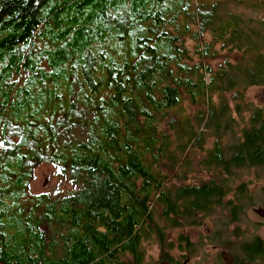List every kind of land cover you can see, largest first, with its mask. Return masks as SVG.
Instances as JSON below:
<instances>
[{"label": "trees", "instance_id": "trees-1", "mask_svg": "<svg viewBox=\"0 0 264 264\" xmlns=\"http://www.w3.org/2000/svg\"><path fill=\"white\" fill-rule=\"evenodd\" d=\"M223 2L0 0V264H144L154 237L160 264L172 263L168 227L227 211L240 221L241 197L253 204L247 185L233 201L224 182L184 172L174 184L164 171L205 142L181 119L186 98L205 105L197 119L215 136L202 168L223 177L264 168V102L236 136L225 95L234 91L240 112L248 89L264 87V16L221 14ZM218 50L239 59L214 70ZM45 161L80 186L57 200L30 194ZM246 264H264L258 244H246Z\"/></svg>", "mask_w": 264, "mask_h": 264}, {"label": "rangeland", "instance_id": "rangeland-1", "mask_svg": "<svg viewBox=\"0 0 264 264\" xmlns=\"http://www.w3.org/2000/svg\"><path fill=\"white\" fill-rule=\"evenodd\" d=\"M221 1L222 0H219V5L221 4ZM222 4L223 6L220 9L221 14H235L240 16L245 22L248 18L260 19L264 16V9L259 7L251 9V3L243 6L237 5V3L232 0H224ZM186 44L195 60V49L197 44L191 39H188ZM216 47L220 49L219 45ZM238 59L239 54L236 51L231 53L228 50H218L213 52V57H210L208 62L214 70H217V68L226 60L236 62ZM16 94L17 91L13 92V95ZM225 95L227 96L228 103L231 106L230 120L234 127L235 135L241 136L242 130L249 126L252 111L257 107H260L264 102V87H253L248 89L244 102H242V106L239 109L240 112L236 109L234 91L225 93ZM213 101L215 103L219 102V96L217 94L213 95ZM182 110L183 116L181 119L185 120L183 118H188L189 124L193 129L188 125L186 128L191 131L195 130L196 132H204L205 142L202 149L195 148L189 156L184 157L179 155L178 158L175 159L176 165L167 163V169H164V171H166L171 179L174 180V184H182L179 175L184 172H186V179L191 182H204L210 179L224 182L227 184L228 188L232 189L228 199H233V201H236L234 197L237 194L236 192L239 187L241 185H247L253 196V204L246 206V199L241 197L242 201H244V206L243 213L238 214V218L240 219L239 222L231 221V214L227 211L223 214H215L212 218L207 220V223L204 226H188L186 230H183L184 227H181L182 230L181 228L171 229L168 227V229L165 230V245L169 243V246L172 245L177 248L179 246L178 237L180 234L189 236L191 241L194 243H197V241L199 242L200 240L205 243L204 239L212 236L215 230H218L220 236L224 239V242H228L230 244L231 242H238L236 247H239V245L243 242L250 241V239L255 235H259L264 238V220L255 212V210L264 207V168L246 169V171L237 172L235 175L229 177L219 175L216 173V170H209L205 167L202 168V163L206 159L205 152L212 146L215 140V136L212 131L206 129V124L199 123V118L197 119V115L207 113L206 107L203 103L194 104L192 100L186 98L183 103ZM13 126L17 128V123H14ZM164 128L167 131H172L168 124H164ZM170 134L171 141L173 142L174 147L177 148L179 142L176 139V134L173 132ZM177 138L179 140V136H177ZM223 139L225 145H228V142L231 140L228 134H226ZM75 186L79 187L80 184L67 182V180L59 176L58 171L51 166L50 163H46L45 161L38 164L34 168L32 180L29 185V192L32 195L43 194L49 199L57 200L61 199L63 196L73 193L76 190ZM239 238L240 241H238ZM163 247L164 245L160 244L156 237H154L153 240L146 242L144 244V264H160L159 259L163 253ZM236 247L234 248L235 251L238 250ZM205 251L212 254L215 253L212 249H206ZM175 252H177V250H175ZM175 256L179 257L178 254ZM124 260L128 262L133 261L131 257L124 258ZM190 264H197L196 257Z\"/></svg>", "mask_w": 264, "mask_h": 264}, {"label": "flooded vegetation", "instance_id": "flooded-vegetation-1", "mask_svg": "<svg viewBox=\"0 0 264 264\" xmlns=\"http://www.w3.org/2000/svg\"><path fill=\"white\" fill-rule=\"evenodd\" d=\"M259 209H264V207H261ZM209 218L202 221L200 225H196V226H204ZM187 227H184L183 230H186ZM217 233L218 231L215 230L212 236H209L208 238L205 239L202 238L204 239L205 243H203L201 240L199 242L197 241V243H194L191 241L189 236L185 235L186 237L185 238L182 237L181 239L184 240L183 243L178 242L179 246L177 248L173 247V250L168 252V255L172 263H169L168 261L162 263L190 264L196 257L197 264H246V244L253 246L258 244L259 249H262V252L264 253V238L259 235L253 236L250 239V241L243 242L239 245V247H236L238 242H231V244L228 242H224L223 241L224 239L221 236L216 235ZM238 241H240V238L238 239ZM235 247L236 249H238L237 251L234 250ZM206 249L207 250L212 249L215 251V253L212 254L206 252L205 251ZM175 250H177V252H175ZM224 253H228L230 255L227 257V260L229 262H227L226 259L224 258ZM176 254H178L179 257H176L175 256Z\"/></svg>", "mask_w": 264, "mask_h": 264}, {"label": "water", "instance_id": "water-1", "mask_svg": "<svg viewBox=\"0 0 264 264\" xmlns=\"http://www.w3.org/2000/svg\"><path fill=\"white\" fill-rule=\"evenodd\" d=\"M255 212H256L259 216H261V217L264 218V209H257V210H255ZM228 256H230L228 253H224V258L226 259L227 262H229V261L227 260V257H228Z\"/></svg>", "mask_w": 264, "mask_h": 264}]
</instances>
